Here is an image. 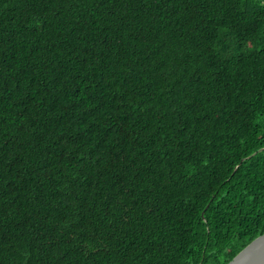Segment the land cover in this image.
I'll list each match as a JSON object with an SVG mask.
<instances>
[{"label":"trees","instance_id":"trees-1","mask_svg":"<svg viewBox=\"0 0 264 264\" xmlns=\"http://www.w3.org/2000/svg\"><path fill=\"white\" fill-rule=\"evenodd\" d=\"M263 231L264 0H0V264H225Z\"/></svg>","mask_w":264,"mask_h":264},{"label":"water","instance_id":"water-1","mask_svg":"<svg viewBox=\"0 0 264 264\" xmlns=\"http://www.w3.org/2000/svg\"><path fill=\"white\" fill-rule=\"evenodd\" d=\"M262 149L260 148L258 151ZM254 154L255 152L252 155ZM225 264H264V231L245 245Z\"/></svg>","mask_w":264,"mask_h":264}]
</instances>
